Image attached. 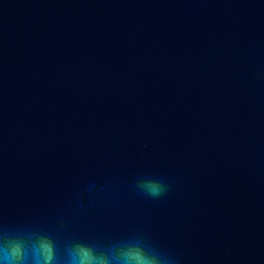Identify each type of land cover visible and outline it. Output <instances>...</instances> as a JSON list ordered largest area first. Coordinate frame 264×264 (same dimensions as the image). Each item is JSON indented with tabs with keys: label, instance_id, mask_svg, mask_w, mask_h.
<instances>
[{
	"label": "water",
	"instance_id": "1",
	"mask_svg": "<svg viewBox=\"0 0 264 264\" xmlns=\"http://www.w3.org/2000/svg\"><path fill=\"white\" fill-rule=\"evenodd\" d=\"M42 241L264 264V0H0V249Z\"/></svg>",
	"mask_w": 264,
	"mask_h": 264
},
{
	"label": "clouds",
	"instance_id": "2",
	"mask_svg": "<svg viewBox=\"0 0 264 264\" xmlns=\"http://www.w3.org/2000/svg\"><path fill=\"white\" fill-rule=\"evenodd\" d=\"M150 191L156 194L159 189L153 185ZM28 259H31L33 264H50V262L55 264L57 256L50 241H42L39 247H33L30 255L27 250L22 251L18 244L10 249H0V264H24ZM131 260H136L138 264H147L135 254H124L123 264H129ZM64 264H110V262L103 256L93 255L87 245L77 244L68 251Z\"/></svg>",
	"mask_w": 264,
	"mask_h": 264
}]
</instances>
